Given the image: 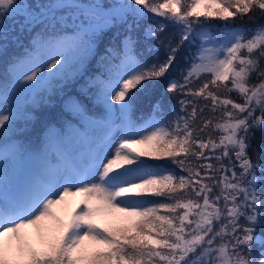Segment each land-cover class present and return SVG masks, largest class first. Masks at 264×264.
I'll list each match as a JSON object with an SVG mask.
<instances>
[{
    "label": "snow or ice",
    "instance_id": "6c2138e0",
    "mask_svg": "<svg viewBox=\"0 0 264 264\" xmlns=\"http://www.w3.org/2000/svg\"><path fill=\"white\" fill-rule=\"evenodd\" d=\"M154 17L164 19L144 26L139 51L130 33ZM245 17L264 20V0H0V57L30 37L0 82V264H264V144L249 153L264 131V22L235 25ZM118 25L129 34L89 81L102 113L72 100L75 125L22 142L52 82ZM169 26L178 31L166 37ZM186 43L187 66L161 84ZM158 86L161 99L138 116ZM176 93L179 108L166 107ZM80 141L88 150L75 153ZM68 197L80 200L62 219Z\"/></svg>",
    "mask_w": 264,
    "mask_h": 264
},
{
    "label": "trees",
    "instance_id": "16d2710c",
    "mask_svg": "<svg viewBox=\"0 0 264 264\" xmlns=\"http://www.w3.org/2000/svg\"><path fill=\"white\" fill-rule=\"evenodd\" d=\"M244 19L246 20L247 23H249L251 25H257V24L264 22V20H262V19H256L255 21H249L247 19V17H245ZM124 29H125V26L120 25V26L112 27L111 29L107 30V32H111L112 34H115V33L122 32ZM200 103L202 104V103H204V101H200ZM254 137L255 138L252 141L253 148L250 149V151H249L250 155H253V159H255L254 150L258 149L262 144H264V131L259 132L257 130L254 134ZM253 250L258 251L256 245H253Z\"/></svg>",
    "mask_w": 264,
    "mask_h": 264
},
{
    "label": "rangeland",
    "instance_id": "374dc122",
    "mask_svg": "<svg viewBox=\"0 0 264 264\" xmlns=\"http://www.w3.org/2000/svg\"><path fill=\"white\" fill-rule=\"evenodd\" d=\"M45 71H47L45 69ZM26 92H17L16 96L14 97V99L17 102H22L23 101V97L24 95H26ZM0 111H2V109H0ZM81 148H83V145L81 144ZM67 199V203L66 204H62L57 206V208L55 209V211L57 212V215L60 216L62 219H67V212L70 210V208L75 205V203L77 201L80 200V197H68ZM29 232L33 233L35 232L34 229H30Z\"/></svg>",
    "mask_w": 264,
    "mask_h": 264
}]
</instances>
